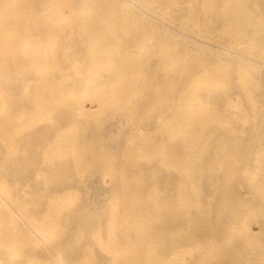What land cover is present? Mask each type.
<instances>
[{
	"label": "rangeland",
	"instance_id": "1",
	"mask_svg": "<svg viewBox=\"0 0 264 264\" xmlns=\"http://www.w3.org/2000/svg\"><path fill=\"white\" fill-rule=\"evenodd\" d=\"M93 1L0 0V264H111V224H148L156 207L155 248L193 250L160 258L263 264L264 194L251 178L264 161V43L222 20L241 0H107L117 32L90 33ZM242 4L264 20V0ZM201 120L230 132L213 138ZM181 172L200 196L171 232Z\"/></svg>",
	"mask_w": 264,
	"mask_h": 264
},
{
	"label": "bare ground",
	"instance_id": "2",
	"mask_svg": "<svg viewBox=\"0 0 264 264\" xmlns=\"http://www.w3.org/2000/svg\"><path fill=\"white\" fill-rule=\"evenodd\" d=\"M249 1L250 0H241L240 3H238V4H236V3L229 4L227 6V8L225 9V11L223 12L222 20H223V22H225L227 31L228 30L230 31V29L233 28V30L237 32V36H240L239 34H241V32H243L246 29H251L252 31L258 32V36H257L258 41L257 42H259V44H261V43H264V32H262L260 30L262 27H264V20H261L260 18H255V20L254 19L251 20L249 18V15H248L249 12H248L247 8H245V6H244L245 4L244 5L242 4V3H246V2L248 3ZM109 7H110L109 2L107 0H94L92 3L86 5L87 9L85 10V14H86L87 18H86V21L84 23V26H86L87 31H89L90 33H103V32H107L108 30H113V31L117 32L116 25L112 24V22H110L111 18L115 17L116 14L113 13ZM58 12H60V11H58ZM190 14H191L190 20L192 22L195 21V13L193 12L192 8H190ZM94 42H95L94 44L97 47H104L107 45L111 46V43H109V41L107 39H100V40H96ZM49 52L50 51H48V53ZM125 72L127 73V71H125ZM129 72H130V70H129ZM118 74L120 75V77ZM125 76H126V74H125ZM121 77H123V73L114 70V72L110 78L111 81H110V79L107 80L108 81V83H107L108 87L113 89L114 88L113 84L120 82ZM123 87L127 88V83H124ZM114 90H115V88H114ZM101 94L102 93H100V95ZM177 100L179 101L178 98H177ZM34 107H35V105H34ZM158 118H159V116H158ZM180 124L181 123H179V125ZM198 124L199 125H206L207 127H209L211 130L210 131L211 136L213 138H216L218 135L223 136L225 134H228V132H230V130L228 128H225L224 125L216 124V123L214 124L213 121L206 122L204 120H201L198 122ZM195 127H197V126H195ZM202 133L203 132L201 130H197V128H196L191 132L190 135L187 134V136H185V140L189 141V145L188 144L185 145V150L190 149V147H192V144H193V146H196L197 140ZM215 149H218V148H215ZM175 158H176L177 162L181 165L189 163V160L187 157H184V156L177 157L176 156ZM227 158H229L228 155H227ZM193 159H194L193 165L195 168L194 172H195V174L200 173L201 169H203V167L201 165V161L203 159V156L201 154L200 155L197 154V155H195V157ZM257 164H258V168H259V170L255 174V175H257V177H253V178H251V180L257 184L258 187L256 189H258L259 191H262L264 194V161L263 162L258 161ZM186 176H189V174L187 172H186V174L181 172L179 174V176L176 178V180L179 182L180 188L182 186V189H180V191L177 195L178 196L177 201L175 203L176 209H177L176 210V217L172 218V221L169 222L170 227H171V232H172V227H174L177 220H179L182 223H184V222L190 223V221H191V212H190L191 204L194 203V201H196L197 198L200 196V193H198V187H195L194 190H193V188L192 189L189 188V186H188L189 183H187V177ZM169 199H171L170 196L168 199L164 198V201H168ZM260 200H262V199H260ZM164 210H165L164 207L162 209H159L158 207H156L150 213V215H151L150 223H148V224L141 225L137 222L127 221L126 224L124 225L123 229H122L123 232L119 233V234L116 232L114 233L116 226L113 225L114 219H112L113 223L110 226V230H111V234L113 235L114 240L111 242V247H113L112 250L108 251V252L112 253V257H113V261L111 264H173L172 261H168V260H165L164 258H160V257H189V256H191V254L193 253V250L190 251L188 249H182V248H178L177 250L172 249V251L170 252L171 256H167L165 251H162V250L155 248L156 247V240L159 237V234L157 232H159L158 231L159 229H160V232L162 231V229L159 227V223L163 220V214L162 213ZM114 215H115V212L113 213V216ZM231 215H233L234 218L237 217L236 214H231ZM176 218H178V219L176 220ZM162 234H163L162 237H165L166 234L164 232H162ZM236 236L240 240V245H243V244L255 245V243L258 239L256 235L251 234V233H247L246 231H243V230H239L238 233H236ZM15 244L20 245V244H22V242L18 241ZM118 246L121 247L122 249H118ZM195 252L196 251H194V253ZM197 252H200V251H197ZM145 255H152V257H155V258L153 260H151L150 262L142 261L141 257H143ZM179 264H183L182 260L179 261Z\"/></svg>",
	"mask_w": 264,
	"mask_h": 264
}]
</instances>
